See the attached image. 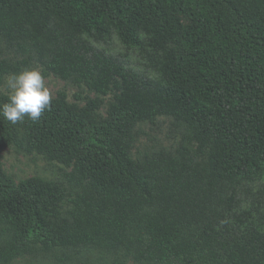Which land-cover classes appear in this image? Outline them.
<instances>
[{
	"label": "trees",
	"instance_id": "1",
	"mask_svg": "<svg viewBox=\"0 0 264 264\" xmlns=\"http://www.w3.org/2000/svg\"><path fill=\"white\" fill-rule=\"evenodd\" d=\"M32 68L94 96L0 116V152L63 166L0 154V264H264V0H0V87ZM160 116L178 140L138 148Z\"/></svg>",
	"mask_w": 264,
	"mask_h": 264
},
{
	"label": "rangeland",
	"instance_id": "2",
	"mask_svg": "<svg viewBox=\"0 0 264 264\" xmlns=\"http://www.w3.org/2000/svg\"><path fill=\"white\" fill-rule=\"evenodd\" d=\"M108 48L116 53L125 54V59L129 64L137 67H143V61L132 50H125L119 43L112 41ZM40 71L45 86L54 97L58 90H65L68 100H74V93L81 92L82 94H88L93 97V93H88L85 90H79L76 86L70 82H66L52 74L44 75L40 68H32ZM7 77L5 78V80ZM3 92H9L5 81L0 87ZM137 142L138 148L142 150L157 149L164 145H169L178 140L179 134L171 124V119L166 116H160L153 123H143L137 130ZM1 163L4 171L15 182L19 180L39 175L46 177H56L63 171V166L55 162H47L41 156L37 154L24 155L16 152L12 147H5L1 150Z\"/></svg>",
	"mask_w": 264,
	"mask_h": 264
},
{
	"label": "clouds",
	"instance_id": "3",
	"mask_svg": "<svg viewBox=\"0 0 264 264\" xmlns=\"http://www.w3.org/2000/svg\"><path fill=\"white\" fill-rule=\"evenodd\" d=\"M5 84L9 91L8 102L0 105V116L12 124L26 116L33 122L38 121L51 105V93L38 70L26 69L11 74Z\"/></svg>",
	"mask_w": 264,
	"mask_h": 264
}]
</instances>
